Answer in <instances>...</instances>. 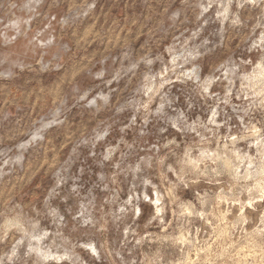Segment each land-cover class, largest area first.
I'll list each match as a JSON object with an SVG mask.
<instances>
[{"label":"rangeland","instance_id":"obj_1","mask_svg":"<svg viewBox=\"0 0 264 264\" xmlns=\"http://www.w3.org/2000/svg\"><path fill=\"white\" fill-rule=\"evenodd\" d=\"M0 264H264V0H0Z\"/></svg>","mask_w":264,"mask_h":264}]
</instances>
